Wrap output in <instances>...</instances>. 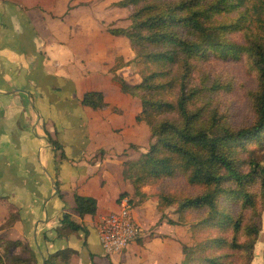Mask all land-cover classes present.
I'll list each match as a JSON object with an SVG mask.
<instances>
[{"label":"crops","instance_id":"1","mask_svg":"<svg viewBox=\"0 0 264 264\" xmlns=\"http://www.w3.org/2000/svg\"><path fill=\"white\" fill-rule=\"evenodd\" d=\"M120 1L0 0V234L26 242L38 264L66 248L77 252L72 264L182 259L181 227L168 221L174 219L169 213L162 219L153 197L133 198L142 232L122 252L106 254L98 237L101 220L120 209L121 193L132 195L123 162L139 159L151 140L137 120L140 100L117 82L141 81L130 40L110 32L131 23ZM116 58L125 65L113 73ZM89 91L102 92L108 107L83 106ZM75 194L96 199L94 217H79ZM64 213L87 234L58 237Z\"/></svg>","mask_w":264,"mask_h":264},{"label":"trees","instance_id":"2","mask_svg":"<svg viewBox=\"0 0 264 264\" xmlns=\"http://www.w3.org/2000/svg\"><path fill=\"white\" fill-rule=\"evenodd\" d=\"M116 5L129 10L131 23L110 32L130 40L141 79L134 86L122 78L117 82L122 92L140 100L137 120L153 140L138 160L123 162L133 192L132 197L121 193L119 201L153 197L162 214L176 206L178 219L171 224L192 217L193 242L181 245L179 264H251L264 211V0H121ZM235 34L242 42L232 38ZM243 56L256 72L257 88L249 92L254 119L239 127L220 101L225 87L204 66L212 59ZM124 65L116 58L111 71ZM82 105L108 107L99 91L86 92ZM178 178L185 190H172ZM74 200L79 217L96 215L95 198L75 194ZM12 221L10 213L4 225ZM55 231L58 237L87 234L68 213ZM76 253L59 250L42 264H72ZM0 264L38 260L26 242L0 234Z\"/></svg>","mask_w":264,"mask_h":264},{"label":"rangeland","instance_id":"3","mask_svg":"<svg viewBox=\"0 0 264 264\" xmlns=\"http://www.w3.org/2000/svg\"><path fill=\"white\" fill-rule=\"evenodd\" d=\"M232 38L237 42H242V38L238 34L233 35ZM204 69L209 70L212 78L218 80L220 84L225 87L227 92L222 91L219 98L220 101H222L223 109L230 117L232 124L239 127L250 124L254 119V113L249 98V92L254 91L257 88V77L256 72L250 66L248 59L245 56L235 60H224L220 58L212 59L210 63L204 66ZM151 141L153 142L152 139L150 142ZM177 189L185 190L184 181L181 178L172 182V190ZM145 190L149 191L151 189L146 187ZM166 213L173 215L174 219H169V222L178 219L176 206L167 209L163 214L161 213L165 216L162 219L167 217L165 215ZM192 223V217L188 218V223H172V225L181 227L180 233L177 236L180 237V246L182 244H192ZM24 255L26 256L27 252H25ZM251 264H264V211L262 213V230L254 248V259Z\"/></svg>","mask_w":264,"mask_h":264},{"label":"built area","instance_id":"4","mask_svg":"<svg viewBox=\"0 0 264 264\" xmlns=\"http://www.w3.org/2000/svg\"><path fill=\"white\" fill-rule=\"evenodd\" d=\"M141 232L127 197L120 200L119 210L111 212L98 224L99 241L108 255L122 252L133 240L140 237Z\"/></svg>","mask_w":264,"mask_h":264}]
</instances>
